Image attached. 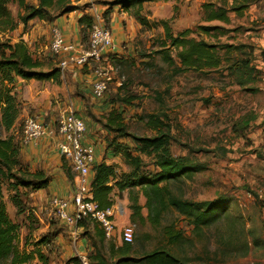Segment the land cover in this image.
Masks as SVG:
<instances>
[{
  "label": "rangeland",
  "instance_id": "1",
  "mask_svg": "<svg viewBox=\"0 0 264 264\" xmlns=\"http://www.w3.org/2000/svg\"><path fill=\"white\" fill-rule=\"evenodd\" d=\"M203 2L156 0L148 6L147 14L150 17L154 15L147 21L148 28L135 29L136 37L122 45L124 52H113L108 56L112 57L108 60L111 80L104 96L93 100L97 115L96 118L90 116L95 126L88 132L86 128L84 139L88 142L90 138L94 139L93 148L98 147L101 157L112 162L118 174L126 173L128 167L120 154L113 155L111 151L106 154L111 136L100 131L108 112L112 107L119 108L127 133L139 138L155 136L139 118L158 115L169 129L171 155L187 156L200 167L192 178L171 183V194L191 203L222 201L223 213L220 212L216 220L199 230H193L188 220L172 208L161 212L158 225L154 226L146 218V209H142L143 223H131L128 219L123 226H134L129 257L140 258L152 251L163 250L181 264H264V19L261 20L264 5L258 4L257 0L242 18L234 17L230 26H224L218 22L206 24L201 21ZM8 9L15 19L18 12L16 4L10 3ZM161 19L168 20L174 35L184 29L195 32L199 25L236 29L228 32L220 42L245 45L243 54L237 52L230 56L250 60L253 68L250 80L239 85L235 78L217 72L202 75L189 71L173 76L160 56L151 54L158 48L155 39L160 37L161 31L153 24ZM29 26L23 30L24 35L31 34ZM6 35L13 37L16 32ZM48 35L51 39L52 33ZM191 37L213 42L197 32ZM0 39H5L4 35L1 34ZM36 58L45 64L59 62L51 52L49 56ZM130 95L136 100L124 105L125 108L120 106L122 103L116 98L126 99ZM22 109L20 107V115L23 116L18 117L13 130L3 133L2 138L12 136L24 147L23 121L35 115L30 107L26 114H22ZM58 112H52L55 121ZM67 113L76 115L74 111ZM120 141L132 147L128 139ZM130 149L132 155H136ZM142 159L145 164L149 163V159ZM2 194L9 219L21 222L22 218L15 214L8 202L9 193L5 187H2ZM126 196L124 193L123 199L117 201L122 202ZM144 201L138 196L140 205ZM122 205L128 208V203ZM124 217H115L116 222ZM167 227H172L173 233L179 235L177 243L168 242L164 230ZM24 233L21 226L19 237L23 239ZM106 241L108 245L121 244L120 232L112 231ZM107 258L110 261L109 256Z\"/></svg>",
  "mask_w": 264,
  "mask_h": 264
},
{
  "label": "trees",
  "instance_id": "2",
  "mask_svg": "<svg viewBox=\"0 0 264 264\" xmlns=\"http://www.w3.org/2000/svg\"><path fill=\"white\" fill-rule=\"evenodd\" d=\"M155 0H106L102 4L106 7L103 14L108 16L113 8L130 15L143 28H148L144 18L140 16L142 5ZM257 0H204L201 4V21L209 24L213 22L230 26L228 14L235 18H242L244 13L256 3ZM15 3L18 9L15 19L11 15L8 5ZM71 0H0V35L12 33L20 27L23 30L32 21L51 23L53 20L71 12ZM85 25L89 37L91 19L84 16L79 19ZM154 28H161L160 37L155 39L158 46L151 54L158 55L171 69L173 76L186 72H198L202 75L217 72L226 77L235 78L239 85L246 84L253 68L250 60L232 58L231 53L243 54L245 45H231L221 43L220 40L228 30L219 26H197L195 32L212 39L213 42L196 40L191 37L195 32L184 29L175 35L172 33L168 21H157ZM88 41V39H87ZM148 58L147 56H142ZM56 63H47L35 58L27 46L19 41L11 43L9 39H0V264H49V259L41 253L40 247L50 243L52 236L47 234L37 242H29L31 232L35 229L36 219L30 208L31 194L44 190L49 184V177L39 169H31L20 158L21 146L17 140L8 136L2 138L3 133L13 130L20 116V103L14 92L16 80L50 82L54 85L61 83V74ZM124 105H130L136 97L126 99L116 98ZM141 122L155 133L152 138H139L126 131L122 111L119 108L108 112L102 129L111 136L107 143V152L113 155L120 154L128 172L117 173L115 165L100 162L91 168L92 179L89 185V200L99 209H106L114 205L113 198L122 200L126 193L129 220L143 223L145 218L141 214L146 209L147 217L154 226L158 225L161 212L168 208L174 209L177 214L184 216L193 230H199L218 218L222 201L191 203L181 201L169 191V185L182 178H192L200 170L199 165L191 162L187 156H172L169 150L170 137L168 128L158 115H144L139 118ZM128 139L132 147L121 142ZM136 155H132L131 149ZM107 156V155H106ZM149 159L145 164L142 158ZM68 163L61 158V168L68 181ZM2 187L9 193L8 202L19 216L21 222L11 221L7 215L6 205L3 201ZM138 196L145 201L138 203ZM220 213V214H221ZM21 226L27 234L20 242ZM170 244H175L180 237L173 233L172 227L164 229ZM28 248H31L27 250ZM131 244L121 242L116 251H111L109 257L117 253L113 264H181L178 259L163 250H155L140 258L129 257ZM78 264L76 259H69L64 264ZM98 264H107L101 262Z\"/></svg>",
  "mask_w": 264,
  "mask_h": 264
},
{
  "label": "crops",
  "instance_id": "3",
  "mask_svg": "<svg viewBox=\"0 0 264 264\" xmlns=\"http://www.w3.org/2000/svg\"><path fill=\"white\" fill-rule=\"evenodd\" d=\"M104 1L106 0H71L70 6L74 9L68 14L58 17L51 23L42 21H36V23H34L35 21L30 22L29 28L31 29V34L29 36L21 34L20 27H18L17 30L13 31L16 32V36L10 37L5 34L4 38L9 39L11 43L23 42L31 54L35 58H39L40 56H49V42L46 43V41L50 40L49 32L51 33L52 29H55L58 31L62 43L71 48L70 54L77 55L85 48L88 39L87 36L84 38V33H87V31L85 25L80 23L79 19L87 16L93 23L95 18L99 17L103 26L111 34L116 47L115 53L124 52L122 45H127L129 41H132L136 37L135 29L138 31V29L143 27L130 15L120 11L117 7L113 8L110 14L104 18L103 14L106 10V7L102 4ZM153 3L143 4L140 11V16L144 18L148 25L147 21L152 19L154 15L150 17L146 9ZM257 3L264 5V0H258ZM228 17L232 21L234 14L230 13ZM263 19L264 14H261V20ZM250 20L252 21L253 18H250ZM160 21L168 20L161 19ZM32 26L34 27L32 28ZM161 32L162 30L159 33ZM111 54L106 53L104 55V65L107 67H109L108 60L112 59V57H108ZM61 59L62 57L58 56V61ZM54 67H58V64H54ZM92 81L93 75L88 68L72 65L61 75V83L59 85H54L50 82L18 79L14 85V92L20 103V107L23 108L22 114H26L27 108L30 107L34 110V117L39 122L52 125L55 122L52 112L59 111V116L67 114L68 111H74L75 116L84 121L88 132L95 126V122L91 116L96 118L97 115V109L93 107L94 99L91 96L90 86ZM22 116L20 115L19 117ZM101 132L105 133L103 129ZM58 140V138H54L42 140L38 143H29L21 147L20 150V158L24 164L28 165L31 169L44 171L49 177L47 188L34 193L32 196L30 208L35 216L36 225L35 229L31 232L29 242H37L39 238L47 234L52 236L49 244L40 247L41 253L49 259V264H64L69 259H76L78 264H98L101 262L113 264L117 259V253H115L113 258L109 257L110 261L107 260V256L110 255L111 251H116L121 244L108 245L104 232L97 223L86 220L75 227H70L53 216L52 209L49 206L50 199L59 198L67 201L69 203L68 212H70L72 197L75 194L76 187L80 185V183L78 184L79 178L72 172L69 164H67V168L69 169V176L72 178V182L68 181L64 170L61 168V157L57 151ZM84 141L92 145L95 142L92 138H90V142L86 139ZM94 149L93 166L102 161L107 165L112 164V162H108L101 157L98 147H94ZM106 158L108 157L106 156ZM91 179L92 172L90 171L84 179V189L87 198H89L88 191ZM113 200L115 201L114 206L117 209V214L113 219V231L121 232L124 223L130 216L128 208H125L122 204H127L128 202L126 198L122 202L117 201L115 197ZM123 216H125L124 219L116 222L115 217ZM23 229L25 236L27 231L25 228ZM20 239L22 241L21 237ZM29 249L31 248L27 250Z\"/></svg>",
  "mask_w": 264,
  "mask_h": 264
},
{
  "label": "built area",
  "instance_id": "4",
  "mask_svg": "<svg viewBox=\"0 0 264 264\" xmlns=\"http://www.w3.org/2000/svg\"><path fill=\"white\" fill-rule=\"evenodd\" d=\"M49 43V51L57 57H62L58 62V69L62 75L72 65L80 68H88L93 75L91 83V96L95 100L101 99L107 91L108 83L111 80L110 69L104 65V55L113 53L116 47L113 43L110 32L96 17L89 31L88 41L85 48L77 55H71V48L62 43L57 30L52 29ZM86 125L82 119L73 113L61 114L52 125L39 122L35 117H27L22 126V143H37L41 140L58 138L57 151L59 156L66 161L72 172L79 178L75 194L71 200L70 212L69 203L59 198H52L49 206L53 216L75 227L83 221L97 223L109 238L114 229L113 219L117 209L113 205L106 209H99L85 195L84 179L91 171L94 162V148L91 143L84 141ZM134 226L123 227L120 232L122 243L131 244L133 241Z\"/></svg>",
  "mask_w": 264,
  "mask_h": 264
}]
</instances>
